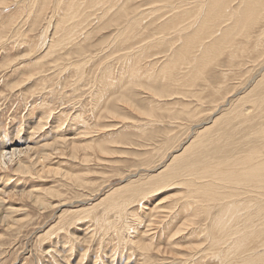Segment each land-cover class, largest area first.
Instances as JSON below:
<instances>
[{
	"label": "rangeland",
	"instance_id": "1",
	"mask_svg": "<svg viewBox=\"0 0 264 264\" xmlns=\"http://www.w3.org/2000/svg\"><path fill=\"white\" fill-rule=\"evenodd\" d=\"M75 1L0 0V156H5L0 157V264H206L209 259L213 260L208 264H228L230 258L231 264H243L238 256L224 260L227 256L218 259L214 252L210 258L205 255V248L223 228H216L217 236L212 235L216 238L194 235L204 218L194 210L192 200V208H184L193 191L180 177L170 174L172 181L166 182L165 177H157L160 167L171 169L167 155H177L215 110L216 115L225 112L230 108L226 102L236 103V97L246 93L235 96L258 74L259 66L246 62L238 74L251 72L242 81L226 64L237 38L230 46H212L201 67L212 69L211 81L221 74L225 90L216 102L207 91L198 101L187 92L201 89L200 85L193 87L194 77L178 73L184 69L190 74L185 67L191 55L183 60L184 53L194 52L202 43L198 36L212 7L198 6L196 0H124L128 21L141 13L126 29V16L114 17L122 3L112 6L104 0L111 7L104 3L101 10L93 2L89 7L88 0H78L87 7L80 29L78 17L72 20L74 27L66 23ZM233 4L235 0L229 6ZM196 21L198 26L190 33L179 34L181 27L187 29ZM164 73L173 75L182 88L159 98ZM173 103L174 116L179 111L193 116L179 112L181 118L171 119L164 108L174 107ZM61 140L77 143L78 151L57 144ZM20 160L32 169L18 172ZM189 175L192 181L195 176ZM134 190L151 192L124 208L112 206L117 197L132 196ZM176 209L185 211L180 214ZM105 215L110 223L100 227L98 218Z\"/></svg>",
	"mask_w": 264,
	"mask_h": 264
},
{
	"label": "bare ground",
	"instance_id": "2",
	"mask_svg": "<svg viewBox=\"0 0 264 264\" xmlns=\"http://www.w3.org/2000/svg\"><path fill=\"white\" fill-rule=\"evenodd\" d=\"M110 1H111L110 3H109V1L107 2L110 5L113 4L112 2H114V5H116L117 3L123 4V7L121 4L122 9H119V10L115 9L114 10V11H116V12H114L115 13L114 17H115V15L118 16L117 14H120L118 16V18H121L123 15H124V17L127 15V10L124 11V13H123V9L125 8L124 7V0H110ZM196 1L199 3L198 6H201V7L206 6L207 8L212 7L213 10L209 12L207 8H205V9L203 8L204 11L207 9L205 12H209V13H208V17H207L206 27H203V29L200 32V36H198L200 39H202V43L199 45V47L195 51L193 50L194 51V52H192L193 54L191 53L190 49H188L184 53L183 60H187V58L190 55L192 56V57L190 56L188 59V60H190V58H191L189 66L185 67L188 69V73H190V74L186 75L185 73H183V70H184L183 69L182 71L179 70L181 73L179 72L178 75L181 77L188 76V75L191 77H194L193 81L195 83H193L192 86L193 87H196V86L199 87V85H200V88H201V89L198 88L199 90H194L192 92H187V93H189L191 97H195L198 101H201L202 98L204 97V94H205L204 92L207 91L210 94L211 101L213 100V102H216V99L222 93L221 91H223L226 84L221 83L222 82L221 81V77H222L221 74H220L221 77L217 76L216 82L211 81L210 77H208V76L212 72L211 71L212 69H207L208 65L203 69L201 67V64H203V61L207 57L208 50L212 46H222V45H227V46L229 45L230 46L231 44H233V42H235V40H236L235 37L237 38V42L235 43L236 46L233 49V51L229 52V54L227 55V58H226V64L228 65V67H230L233 70H236L237 71L236 76L239 77L240 79L246 77L251 72V71H248L246 73L243 72L244 74H238V71H240V70L242 71V69L246 68V66H247L246 62H248V63L251 62L249 64H254L255 67H256V65H258L259 71H258V74L255 75L254 79L247 82L246 84H244L241 81L239 82L240 83L239 85L244 84L242 87L243 90L237 91V94L235 96H239V94H241V93L243 94V92H246L245 93L246 95L244 94V95H242V97L239 96V98L236 97V103L235 102L230 103V101L227 100L228 101V102H226L227 106L230 107V108H228V109H230L229 112H228V109H226L225 112L220 111V113L218 115H216L215 112H217V111L215 110V112H213L214 117L212 115L213 118L209 116L208 117L209 119L205 120L208 122H206L204 124V128L203 127L199 128V130L201 129V131H199V132L196 131L192 134V136H194V134L197 133L195 138L192 137L193 141L191 140V141H189L188 144L181 146L183 148L181 150H178L179 152L177 151L178 152L177 155H174L173 153L167 155L168 160H167L166 165H168V162L171 161V162H169V167L171 169L167 170L166 168L168 166H165V168L162 167L163 170L161 169V167L160 168L158 167L159 168L158 170H160L159 171L160 173H159V177H157V178L165 177V179H164L165 182L166 181H172L170 178H168L170 176V174H172L173 176H177L178 178L180 177L179 179H183L182 181L184 182L185 187L190 189L191 191H193V192L189 191L188 194H190V196H189L190 199L188 201H186L187 203L184 204V208L188 207L189 205H191L190 207L192 208L191 203L194 202L196 204V207H197V208L195 207L194 210H196V212H199L200 214L202 213L201 216L203 215V218H204V223H202L203 220H201V222L199 221L200 223H202L201 226H199L200 228L198 230L195 229V230H197L196 232L192 231V233L194 232V235L198 236V235H201L202 233H204L209 238V236L211 237L212 235L217 236L218 231L216 230V228L217 229H218V227H219V229H220V227L223 228V233H225V234L223 235L222 232H221L222 234L220 233L221 236L223 235V237L220 238L221 236L218 235L219 236V238H217L218 240L214 239L215 241H213V239H212L211 242H213V243L210 242L209 245L207 246L208 248L207 247L205 248V250L207 249L209 251V254L207 253L208 251L204 252L208 258H210V256H212V254L214 252V256H216L218 259L222 258V256L219 257L220 255L227 256V257H224L225 258L224 260H226L228 258V256L232 257V259H234L233 257L238 256V257L242 258L241 260L239 259L240 260L239 262L240 263L243 262V264H264V61H262V60H264V0H235V4L231 5V7L229 6V3L231 0H210V1H208V0H196ZM91 2L95 3L96 4L95 7L98 6L100 9H101V5L106 3V2H104V0H93V1L88 0L89 7L90 6L92 7ZM74 3L76 4V6L74 7V9L72 8L73 10L71 12H69V16L67 17L66 23H68V25H70L69 27H74V25H72L73 24L72 20H74L75 17H78V18H80L79 19L80 23L78 21L76 24L81 29V26L83 25V23L85 22V19H86L85 15L83 13V10L86 9L87 7L84 6V3H82L81 1H78V0L75 1ZM107 3L104 6H106ZM114 5H112V6H114ZM107 6H109V5H107ZM107 6H106V8H107ZM116 6H118V5H116ZM4 7H5V5H4ZM109 7H111V6H109ZM159 8H161V7H159ZM109 9H111V8H109ZM152 9L153 8H151L149 13L152 11ZM156 10L159 11L158 7ZM107 11H109V10H107ZM144 11L148 13V11H146V10H144ZM145 12L144 13L142 12V13L145 14ZM139 14L141 15V13H139ZM139 14L135 13L134 15H132L131 16L132 18L129 21H128V19L130 17L126 16V25H125L126 29H129L128 27L132 25V24L130 25L131 22H137L136 17ZM143 14H142V16H143ZM155 14H157V13H155ZM103 16H105V15H103ZM64 17H66V15ZM177 17L176 18L179 21L181 18H180V16H177ZM102 18H104V17H102ZM142 19H144V18L142 17ZM139 21L142 22L141 19ZM175 21H176V19H175ZM115 22L117 24L119 22V20L117 19V20H115ZM198 23H199V21L194 22L192 25H190L191 27H188L187 29H186V27H181L179 29L180 30L179 34L182 32L183 33L187 32V31L190 33L196 26H198ZM134 24H137V23H134ZM134 26H136V25H134ZM134 26H132V27H134ZM166 26L167 25H163V28H166ZM132 27H130V28H132ZM122 28H124V27H122ZM183 28H185V29L183 30ZM221 28L223 31L221 30ZM68 29H70V28H68ZM82 30H84V29H82ZM70 31H72V30H70ZM159 31H161V30H159ZM220 31L222 32V34L219 36L218 33H220ZM123 32H125V31L123 30L122 34H123ZM74 33H75V31H74ZM70 34H72V33H70ZM75 35H76V33H75ZM125 35L123 34V36H125ZM217 36H219V37H217ZM127 37L133 38V37H129V35ZM124 38H126V37H124ZM60 40H62V39H60ZM122 40H124V39L122 38ZM70 41L68 40L69 43H72ZM58 42L61 45L60 41H58ZM61 42H63V41H61ZM53 45H55L54 42H53ZM51 46H49V49ZM55 48H56V46H55ZM76 48L78 50H80L79 45H77ZM61 49H62V47H61ZM200 49L201 50L203 49V50L196 57L197 58L196 59L195 58L196 53L198 51H200ZM49 51L51 52L52 49ZM121 59L124 60V57H122ZM259 59H262V60L259 61ZM238 62H240V63H238ZM213 65L214 66H222L220 64H213ZM106 66H108V68L110 67V65H106ZM106 66L104 68H107ZM180 69H182V68H180ZM121 70H123V69H121ZM246 70H248V69H246ZM260 76L262 78L260 81L257 82V79L260 78ZM163 77L164 78H161V80L163 81L164 87L158 92L159 98H161L162 96H165V94L173 88H176V87L182 88L180 85V82L176 83L173 75H171V74L166 75L164 73ZM191 77H189V78H191ZM224 77H227V76L224 75ZM212 78H214V77H212ZM212 80H215V79H212ZM229 80H231V78ZM242 81H243V79H242ZM174 83H176V84H174ZM251 87H253V88H251ZM154 92H156V91H154ZM226 92H228V91H226ZM114 94H116V92ZM229 96H231V95H229ZM176 103H173V106ZM163 104L166 105L165 103H163ZM157 105H159V104H157ZM157 105H156V108L159 107ZM171 105H172V103H171ZM160 107H163V105ZM183 107H186L189 109V107H187V106L183 105ZM174 108H175V106L174 107L169 106V107L164 108L165 112L169 113V116L171 119L172 118L173 119L181 118V115L183 117H185L187 115V118H189V117L193 116V114H194L193 113V114L188 115L186 112L179 111V112H181L180 113L181 115L178 112L177 116H174V113H175ZM186 108H183L184 111H186ZM164 109H162V110L160 109V110L164 111ZM154 113H155V111H147V114H154ZM175 115H176V113H175ZM210 118H212V119H210ZM202 123H204V122H202ZM218 124H220V126H219L220 128H217ZM61 129H62V127H61ZM58 131H60V130H58ZM192 138L190 137V139H192ZM57 144H60L61 146L72 145L73 146L72 152H74L76 150V148L79 147V146H77V143H75V142L72 143L71 141L65 142V141L61 140V141H58ZM78 149L79 148H77L76 151H78ZM81 149H83V148H81ZM102 150H103V148H102ZM44 155L46 156V154H44ZM0 157H5V156L3 154ZM37 159L39 161V158H37ZM26 162L24 160H20L18 166L16 167V170L18 172L19 171L21 172L23 170L24 171L25 170H31L32 167L30 166V164L28 166ZM150 170H152V169H147L146 172L147 171L149 172ZM168 171H170L171 173H168ZM189 174H191V175H189ZM188 175H189V177H193V176H195V177H193L194 179H192V181H191L188 179V177H187ZM77 179H79V178H77ZM79 181H80V179H79ZM179 181H181V180H179ZM139 182L140 181L138 180L136 183H139ZM183 182H182V184H183ZM193 182H194V184H193ZM218 182H223L224 185H221ZM80 183L84 184L83 182H80ZM133 192H136V193L132 194V196L117 197V199H116V201L118 200L117 203L115 205H112V206L116 207V205H117V207H116L117 209L119 207L124 208V207L128 206L131 202L136 201V199L138 197H142L144 195H147L148 192H151V191L140 192L138 190H134ZM115 196H117V195L115 194ZM191 200H192V202H191ZM113 202H115V201H113ZM83 203H85V202H83ZM181 204L183 205V203H181ZM216 204H218V205H216ZM118 205H119V207H118ZM180 207H182V206H180ZM217 208H219L217 210L218 212H216L214 210ZM178 210H180V209H178ZM212 210H214V212ZM105 211L107 212V210H105ZM177 211L175 212L176 213L175 215L179 216L177 218H181L180 217L181 215H179L178 213L183 214L185 209H184V211L182 210L183 213H181L179 211L177 213ZM211 211L213 212L212 214H211ZM187 212L188 211H186V213ZM189 213H190V211H189ZM116 215L118 216V214H116ZM175 215L174 216L172 215V216L176 217ZM101 217L102 218H98L99 222L101 224V225L99 224L100 227H102V225L104 223H110V221L108 222V220H106V215L101 216ZM120 217H122V216H120ZM120 219H122V218H120ZM120 219H118V220L120 221ZM181 219L183 220V217ZM169 220H170V218H169ZM171 220H173V219H171ZM205 221L207 223H205ZM121 222L123 224V221H121ZM121 222H119V223L121 224ZM199 222L197 223L198 225H199ZM119 223H118V225H119ZM173 223H174V220H173ZM116 224H117V220H116ZM184 225H186V224H184ZM198 225H196V226H198ZM113 226H115V224ZM209 226H210V228H209ZM118 227L119 226H117V228ZM207 227H208V229H206ZM180 231H181V229H180ZM137 234H135V235H137ZM201 237L204 238V236H201ZM213 238H216V237H213ZM219 247L220 248L224 247L223 249H225V247H226L225 252L223 251V249L221 250ZM218 249H219V251H218ZM262 250H263V253L262 252L260 253V251H262ZM202 251H203V249H202ZM202 253L203 252L198 253V255L199 254L203 255ZM259 253L262 257L260 261L258 259H256V256H258ZM198 258H201V257H198ZM203 258H206V257H203ZM203 258L201 259L202 262H203ZM218 259H216V260L218 261ZM230 259L228 260V262H230L228 264H231ZM212 260L209 259L208 263L212 262ZM236 260H238V258H236ZM256 260H258V262H256ZM204 261H206V259H204ZM223 262H225V261H223ZM223 262H222V264H225ZM234 262L232 264H234ZM208 263H206V264H208Z\"/></svg>",
	"mask_w": 264,
	"mask_h": 264
}]
</instances>
